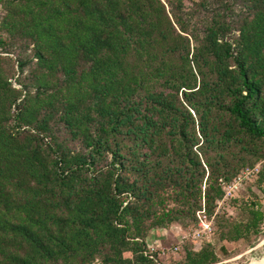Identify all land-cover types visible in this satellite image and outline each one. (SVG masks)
<instances>
[{
	"label": "trees",
	"instance_id": "1",
	"mask_svg": "<svg viewBox=\"0 0 264 264\" xmlns=\"http://www.w3.org/2000/svg\"><path fill=\"white\" fill-rule=\"evenodd\" d=\"M256 165L263 196L218 211ZM262 200L264 0H0V264H165L153 230L205 202L252 242Z\"/></svg>",
	"mask_w": 264,
	"mask_h": 264
},
{
	"label": "rangeland",
	"instance_id": "2",
	"mask_svg": "<svg viewBox=\"0 0 264 264\" xmlns=\"http://www.w3.org/2000/svg\"><path fill=\"white\" fill-rule=\"evenodd\" d=\"M16 85V84H15ZM18 86V85H17ZM254 180V176L246 179L243 186L238 190L235 194L236 197L245 198L246 197H262L263 194L253 187V192L251 194H246L247 188L249 184H252ZM256 198V197H255ZM230 199H226L222 201L220 204L218 203L217 210H221L223 208L226 209L227 212L232 213L233 207L231 206ZM262 208L264 209V200H262ZM211 219L213 220V231L210 234L204 235V237L200 239H183V234L186 231H189L192 228H196L197 224L194 227L190 228H181L176 225H172L169 228L156 229L153 230L147 240L154 245L158 251L163 248L166 250L165 254H160L161 260L165 264H175L177 260H179L183 254L185 245H192L197 248L199 243L203 241H209L217 247V250L220 251V247L224 245L230 253V256L226 257L223 261L225 264H264V227L262 234L256 238L252 239V242H247L245 240H239L237 242H219L217 235V226L215 216L212 215ZM179 246L178 251H173L175 246ZM221 254V252H220Z\"/></svg>",
	"mask_w": 264,
	"mask_h": 264
},
{
	"label": "built area",
	"instance_id": "3",
	"mask_svg": "<svg viewBox=\"0 0 264 264\" xmlns=\"http://www.w3.org/2000/svg\"><path fill=\"white\" fill-rule=\"evenodd\" d=\"M260 165L255 167H248L244 169L231 183L225 185V195L222 201L231 198L240 188L243 186L246 179L254 176L259 171ZM222 201H219L220 204ZM213 231V220L211 216L207 213L205 208V202H203V207L197 212V227L190 229L189 231L184 232L183 239H202L204 235L210 234ZM148 250L145 251V254L150 258H154L155 253L165 254L166 250L163 248L158 251L154 245H148ZM179 246H175L173 251H178Z\"/></svg>",
	"mask_w": 264,
	"mask_h": 264
},
{
	"label": "crops",
	"instance_id": "4",
	"mask_svg": "<svg viewBox=\"0 0 264 264\" xmlns=\"http://www.w3.org/2000/svg\"><path fill=\"white\" fill-rule=\"evenodd\" d=\"M147 242H148V240H147ZM149 244L151 245V243H150V242H148V245H149Z\"/></svg>",
	"mask_w": 264,
	"mask_h": 264
}]
</instances>
